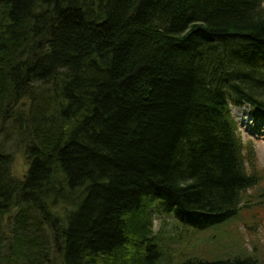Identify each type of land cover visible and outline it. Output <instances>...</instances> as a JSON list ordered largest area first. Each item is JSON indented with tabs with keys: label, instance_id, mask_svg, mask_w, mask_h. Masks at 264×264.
<instances>
[{
	"label": "trees",
	"instance_id": "16d2710c",
	"mask_svg": "<svg viewBox=\"0 0 264 264\" xmlns=\"http://www.w3.org/2000/svg\"><path fill=\"white\" fill-rule=\"evenodd\" d=\"M242 105L264 111V0H0V264H159L154 199L264 222Z\"/></svg>",
	"mask_w": 264,
	"mask_h": 264
},
{
	"label": "rangeland",
	"instance_id": "374dc122",
	"mask_svg": "<svg viewBox=\"0 0 264 264\" xmlns=\"http://www.w3.org/2000/svg\"><path fill=\"white\" fill-rule=\"evenodd\" d=\"M232 114L239 124L242 137L251 140L256 148L259 169H264V112L252 110L248 105L235 106ZM258 128V129H257ZM28 164L23 152L14 151L13 171L18 178H23ZM152 198H145L146 200ZM159 201V202H158ZM149 220L151 234L159 238L163 253L159 264H167V258L172 263H178L195 257H233L237 254L257 253L264 263V222L254 224L247 217L228 221L205 231H196L182 224L174 214L167 212L160 200H149ZM250 223H248V222ZM135 254L128 249L126 260ZM135 264V263H133ZM140 264V263H139Z\"/></svg>",
	"mask_w": 264,
	"mask_h": 264
}]
</instances>
